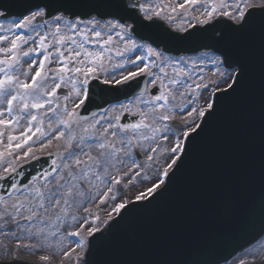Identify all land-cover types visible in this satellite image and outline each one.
Listing matches in <instances>:
<instances>
[{"label":"snow or ice","instance_id":"snow-or-ice-1","mask_svg":"<svg viewBox=\"0 0 264 264\" xmlns=\"http://www.w3.org/2000/svg\"><path fill=\"white\" fill-rule=\"evenodd\" d=\"M197 5L203 11L192 19L209 26L202 30V38L216 45L225 41L226 34L239 36L257 20L264 21V0H183L176 4L159 0L155 5L141 0H105L86 12L74 11L64 0H0V162L4 164L0 181L17 172L18 161L35 158L37 143L41 151L54 142L58 149L51 171L44 174L39 186L32 181L40 178L33 177L20 192L13 181L8 200L0 197V264H51L56 255L61 264L73 256L76 264H91L94 244L105 238L95 235L101 232L100 224L110 232L117 220L111 213L101 219L86 205L115 201L117 186L126 188L149 168L156 182L135 200L150 204L167 191L192 144L223 102L245 83L244 65L225 51L214 58L203 53L201 63L211 59L216 66V79L205 83L206 77L192 80L191 73L177 67L178 61L171 60L166 50H158L163 41H154V47L137 44L132 38L144 21H172L173 14L188 16ZM14 9L21 11L14 14ZM105 16L120 19L103 20ZM190 38L191 33L166 37L173 41ZM89 44L98 48L86 47ZM140 50L154 59L144 63L146 56L136 54ZM114 56L120 58L115 63ZM195 64L193 61L192 66ZM139 77H152L148 82L152 89L132 93L135 103L128 99L113 105L92 121L81 116L80 109L90 100L91 80L129 88L136 82L139 89ZM69 85L62 95L64 103H60L58 93ZM178 97L180 103H176ZM201 99L204 105L198 104ZM128 115L137 118L127 122ZM18 128L19 134H14ZM161 158L163 166H159ZM127 210L125 202L114 203L112 208L120 218ZM65 226L75 230L62 232ZM67 237L78 238L73 241L75 247H64ZM49 249L54 251L40 255L38 262L21 257L22 252L35 255ZM85 249L86 256L81 257ZM239 264L246 261L241 259Z\"/></svg>","mask_w":264,"mask_h":264},{"label":"water","instance_id":"water-1","mask_svg":"<svg viewBox=\"0 0 264 264\" xmlns=\"http://www.w3.org/2000/svg\"><path fill=\"white\" fill-rule=\"evenodd\" d=\"M64 2L74 11L86 12L105 0ZM19 11L13 10L14 14ZM207 27L195 25L181 33L156 19L144 21L132 36L154 47V41H163L158 50L176 58L225 51L244 65L245 83L223 102L192 144L167 191L150 204L140 205L147 200L129 204L123 218L113 219L117 221L110 232L105 226L95 234L105 238L94 244L91 264H223L264 237V21L257 20L239 36L226 34L220 45L202 38ZM189 33V40L166 39L169 34ZM149 78H138L139 89L136 82L129 88L94 80L81 116L89 118L134 92L138 94ZM53 159L39 158L18 168L9 180L0 181V196L12 190L13 181L22 188L33 177L43 178L51 171Z\"/></svg>","mask_w":264,"mask_h":264},{"label":"rangeland","instance_id":"rangeland-1","mask_svg":"<svg viewBox=\"0 0 264 264\" xmlns=\"http://www.w3.org/2000/svg\"><path fill=\"white\" fill-rule=\"evenodd\" d=\"M158 2H159V0H150L147 3H151V4L155 5ZM182 2H183V0H172L173 4L182 3ZM202 11H203V7H201L200 5H197L196 9L191 10V14L190 15L185 16V15H182V14H179V13L173 14L174 17H175L174 20L167 21V22L172 27H174L176 29L177 28L181 29V28H183L185 26L190 25L192 22H197L195 19H192V17L193 16L199 17L200 16V12H202ZM5 27H7V25H5ZM20 31H23V30H20ZM137 44H141V43L137 42ZM25 47H27V46H25ZM86 47H88L90 49H93V50H96L98 48L97 45H92V44L86 45ZM136 54L145 55L146 56V52H144L143 50H140ZM209 57L214 58V55L209 54ZM0 58H2V54H0ZM33 58H38V56H34ZM119 59L120 58H117V57L114 56L113 63H115ZM152 59H154V58L146 56V59H145L144 63H148ZM170 59L173 60V61H178L177 65H176L177 67L185 68L186 70H188L191 73L192 80H198L201 75L206 77L205 83L208 82V79H216V77L213 75V73L215 72L216 66L211 62V59H204L203 62L201 63L202 55H199L197 57L184 58V60L173 59V58H170ZM185 61H187V63H185ZM193 61L196 62L195 67L192 66V62ZM27 67H28V64L24 63L23 64V68L27 69ZM166 70L169 72V75L173 74L171 68H168ZM191 82H192L191 80L187 81V83H191ZM70 87L71 86L69 85L66 88H62L61 91L58 93V95L61 96L60 103H64L63 100H62V95ZM150 87L152 88L151 84H150ZM221 87H225V85H221ZM204 96H208V93L205 92ZM147 98H149V97L146 95L145 99H147ZM133 103H135V101ZM176 103H180L179 97H178ZM198 104L199 105H204V100L203 99L199 100ZM49 115H51V114H49ZM100 116H101V114L96 116V117H94V118H92V119H90L89 121H92L93 119H99ZM177 119H179V113H177ZM196 122L199 123L200 120L197 119ZM46 124H47V120L45 121V125ZM20 130L21 129H19V128L16 129L14 134H19ZM33 139L35 140V137ZM41 140L46 142V138L42 137ZM5 141H6V137H5ZM30 143H31V141H30ZM61 143H63V142L61 141ZM2 148H3V146L0 145V150H2ZM53 148H54V146L52 144L48 148H46L45 150L41 151L39 149V143H37L36 145H34V149L33 150H34V154L35 153L47 154L49 152L55 154L58 151V149L54 150ZM17 151H23V150H17ZM59 151L63 152V149H59ZM8 159H11V157H9ZM24 160H26V159H24ZM24 160H20V161H24ZM57 162L59 163V161H57ZM164 163H165L164 159L161 158L160 161H159V166H163ZM2 166H4V164H3V162H0V167H2ZM141 180L143 182H141ZM40 182H42V181H35L34 184H36V186H39ZM154 182H156V177L154 175L153 169H151V168L146 169L140 180H136L132 184H128V186L126 188L123 187V186H117L119 188V191L116 192V195H117L118 198L115 201L109 200L107 202V204H99L98 201H96L95 203H91V204H88L86 206L90 207L94 213H98L100 215L101 219H107V217H108V215L110 213H111L112 217H114L115 215H117V214H115L112 211L114 203L125 202L126 204H128L131 201H136L135 200L136 195L139 194V192L146 190V188L150 187L152 185V183H154ZM123 183L127 184L128 183L127 179H125L123 181ZM93 191H95V189ZM17 195H19V194H17ZM8 198L9 197H7L5 200H8ZM79 214L80 213H77V215H79ZM69 223H71V222L69 221ZM72 230H75V229L74 228H66V226H65V228L61 229L62 232L63 231H72ZM77 239H78L77 237H67V239H65L64 242H63L64 247L65 248H73V247H75L73 241H75ZM52 251H54V249H49L48 252H39V251H37L35 255H27V254L22 252L21 253V257L24 258V259H27V260H32L34 262H38L40 255H45V254H48V253H50ZM83 252H80L81 257L83 255ZM0 259H3V257H0ZM241 259L245 260L246 264L253 263V262H256V263L264 262V239L260 243L254 244L253 246H250L247 249H245L244 251H242L241 253L237 254L234 258H232L226 264H239V261ZM71 261L65 260V261H63V264H76L75 256H73L71 258ZM51 264H61V257L59 255H56L55 258L51 261Z\"/></svg>","mask_w":264,"mask_h":264},{"label":"flooded vegetation","instance_id":"flooded-vegetation-1","mask_svg":"<svg viewBox=\"0 0 264 264\" xmlns=\"http://www.w3.org/2000/svg\"><path fill=\"white\" fill-rule=\"evenodd\" d=\"M147 88L149 89V90H151V87H150V83H148V85H147ZM135 101V99H132V102H134ZM128 101H126V102H123V103H127ZM118 105V104H117ZM111 108V107H110Z\"/></svg>","mask_w":264,"mask_h":264}]
</instances>
